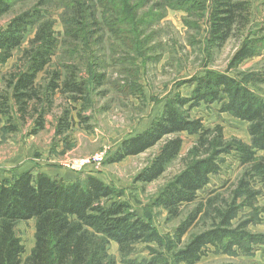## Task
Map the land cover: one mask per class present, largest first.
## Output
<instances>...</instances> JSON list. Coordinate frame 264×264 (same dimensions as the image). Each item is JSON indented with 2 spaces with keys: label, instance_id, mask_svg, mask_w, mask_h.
<instances>
[{
  "label": "trees",
  "instance_id": "16d2710c",
  "mask_svg": "<svg viewBox=\"0 0 264 264\" xmlns=\"http://www.w3.org/2000/svg\"><path fill=\"white\" fill-rule=\"evenodd\" d=\"M20 1L26 0H0V19L11 11L14 2ZM27 1L37 2L0 30V65H4L16 49H21L28 28H35L34 37L23 50L14 70H0V115L12 120L11 131L17 130L20 123L33 121L34 134L44 129L58 91L75 102L87 97L90 79L80 74L76 64L61 63L62 66L56 67L53 61L58 51L66 57H76L83 49L78 48L79 43L88 46L99 39L103 44L105 35H99V31H103L102 25L111 37L124 42L125 63H133L134 69L138 59H146L149 48L144 42L148 27L164 16L158 10L173 8L190 12L199 7L196 0ZM54 8L63 10L60 16L64 25L63 38L55 30L56 19L51 13ZM209 9L207 42L210 48H222L237 32L243 37L227 70H205L202 75L185 80L183 84H196L192 94L176 93L167 100L163 112L149 127L122 140L108 159L110 163H118L163 142L158 154L135 178L136 182L150 183L179 157L183 146L181 133L196 135L197 140L184 157L185 168L155 202L178 216L180 208L195 203L199 193L210 184L211 176L220 172V157L235 153L247 168L231 189V199L220 198L222 193H218L206 202L199 201L190 220L178 229L177 239L181 242L190 225L199 218L211 220L209 227L192 235L171 257H165L162 252L158 254L159 259L131 258L139 243L155 242L161 248L167 247L168 242L129 201L122 199V190L91 174L65 182L45 172L33 174L27 170L0 180V264H196L211 245H222L225 252L235 253L264 243L262 234L243 227L233 228L242 205L238 199L241 196L255 198L257 193L252 187V178L255 181L257 175L264 177V154L258 155L264 153V99L250 87V83L256 85L258 79L238 78L239 74H231L246 60L262 54L264 35L249 37L245 34L251 18L247 0H211ZM109 40L111 50L117 51V44L110 37ZM88 59L91 58L88 56ZM92 65L93 68H89L91 80L101 86L106 72H98L99 64L93 62ZM45 72L48 76L37 81L39 74ZM261 74L259 81H264L260 80L264 77V73ZM222 95L227 97L222 112L249 123V143L237 138L227 139L222 126L208 128L201 118L191 116L192 108L202 102L215 103ZM68 118L69 112L65 111L60 120L64 128L61 131L69 127ZM31 219H35V245L23 261L25 250L15 228L18 222ZM112 242L118 244L120 261L109 253Z\"/></svg>",
  "mask_w": 264,
  "mask_h": 264
},
{
  "label": "rangeland",
  "instance_id": "374dc122",
  "mask_svg": "<svg viewBox=\"0 0 264 264\" xmlns=\"http://www.w3.org/2000/svg\"><path fill=\"white\" fill-rule=\"evenodd\" d=\"M247 1L251 8V18L245 34L249 37L262 36L264 0ZM36 2H14L11 11L0 19V30L5 29L15 16ZM196 2L199 7L190 12L173 8L157 11L164 16L159 22L156 21L148 27L144 43L149 49L146 59L140 58L135 63L136 71L132 69L133 63H125V50L122 49L124 42L111 37L108 29L102 25L103 31H99V35H105L103 44L99 39L93 40L88 46L79 43L78 48L83 49L76 57H66L61 50L58 51V56L53 61L56 67L58 64L62 66L63 63L76 64L80 74L90 79L87 97L75 102L69 99V95L58 91L53 110L46 116L44 129L35 134L32 133L35 128L33 121L20 123L17 130L11 131L12 120L0 115V180L12 178L27 170L33 174L37 171L45 172L65 182L91 174L122 190V199L129 201L137 213L151 222L168 242L167 247L161 248H158L155 242L137 244L131 258L138 260L159 259L161 256L158 254L162 252L165 257H171V254L184 246L192 235L208 228L211 220L199 218L190 225L181 242L177 239L178 229L185 221L190 220L199 201L206 202L218 193H222L220 198L231 199V189L247 168L235 153L220 157V172L211 176L210 184L205 191L199 193L195 203L180 208L178 216H173L155 202L163 189L185 168L184 157L197 140L196 135L181 133L183 146L179 157L167 166L159 178L150 183L136 182L135 178L151 163L163 142L121 162H108L110 155L122 140L143 131L161 115L167 100L179 92L183 96L192 94L196 84H183L185 80L202 75L205 70L225 72L232 56L240 48L243 41L240 32L234 34L220 49L209 47L207 41L211 0ZM100 9L99 7L98 10ZM62 12L59 8L51 9L53 18L56 19L55 30L60 38L64 36V25L60 17ZM34 34L35 28L29 27L21 49H16L13 57L6 64L0 65L2 72L14 70ZM109 37L117 44V51L111 50ZM93 62L99 64L98 72H106L101 86L91 80L89 68H93ZM261 73H264V50L261 55L246 60L237 70L231 72L235 76L239 74L238 78L258 79L256 85L250 83V87L264 99V81H259ZM259 74L261 76H258ZM45 76H48L46 72L39 74L37 81H41ZM263 78L260 80H264ZM226 100L227 97L222 95V99L215 103L202 102L192 108L190 114L193 118H201L208 128L222 126L227 139L237 138L249 143V123L235 118L228 112H222L221 108ZM65 111L69 112V127L61 131L64 128L60 120ZM11 114L16 120L15 112L12 111ZM94 154H104V161L90 164L81 170L72 168L79 159ZM263 154L258 153L260 156ZM252 187L257 193L255 198L245 199L241 196L238 199V203L242 205L233 221V228L243 227L264 236V177L257 175L255 181L252 178ZM15 229L24 246V261L35 245V219L18 222ZM109 253L120 261L121 254L117 243H111ZM196 264H264V243L253 244L250 250L235 253L225 252L222 245H211L206 248L205 255Z\"/></svg>",
  "mask_w": 264,
  "mask_h": 264
},
{
  "label": "built area",
  "instance_id": "2783aa9c",
  "mask_svg": "<svg viewBox=\"0 0 264 264\" xmlns=\"http://www.w3.org/2000/svg\"><path fill=\"white\" fill-rule=\"evenodd\" d=\"M104 159H105L104 154H94L91 156H86L84 158L79 159L75 164H73L72 168L75 170H81L82 168L90 164L102 163Z\"/></svg>",
  "mask_w": 264,
  "mask_h": 264
}]
</instances>
